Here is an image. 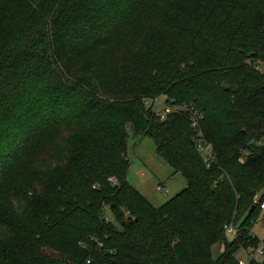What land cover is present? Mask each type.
<instances>
[{
  "label": "trees",
  "instance_id": "obj_1",
  "mask_svg": "<svg viewBox=\"0 0 264 264\" xmlns=\"http://www.w3.org/2000/svg\"><path fill=\"white\" fill-rule=\"evenodd\" d=\"M257 60L264 0H0V264H237L264 243ZM160 95L201 114L209 167ZM143 138L185 180L157 207L127 180Z\"/></svg>",
  "mask_w": 264,
  "mask_h": 264
},
{
  "label": "rangeland",
  "instance_id": "obj_2",
  "mask_svg": "<svg viewBox=\"0 0 264 264\" xmlns=\"http://www.w3.org/2000/svg\"><path fill=\"white\" fill-rule=\"evenodd\" d=\"M249 67L257 75L264 76V62L259 60L257 62H251ZM158 98L162 99L163 95H160ZM154 108L155 110H159L160 105L156 103ZM134 145V142L130 139L127 157L131 164L127 174V180L134 188L135 186L139 187L135 189L143 192L154 207L167 202L185 188V180L177 174L173 175L171 168L157 157L155 146L150 139L143 138L137 145ZM158 185H160L161 190L157 189ZM260 195L258 194L254 200L257 201ZM105 215L110 216V212L107 209H105ZM252 234L256 235L260 240L264 238V222L262 216L254 223ZM229 239L232 240V237L230 236ZM221 249V245L217 244L213 248L214 255L217 256L221 252ZM245 256L246 251L241 250L236 253V258L243 259Z\"/></svg>",
  "mask_w": 264,
  "mask_h": 264
},
{
  "label": "built area",
  "instance_id": "obj_3",
  "mask_svg": "<svg viewBox=\"0 0 264 264\" xmlns=\"http://www.w3.org/2000/svg\"><path fill=\"white\" fill-rule=\"evenodd\" d=\"M151 103L152 101L146 102L148 106ZM156 103L160 105V109L156 110V113L160 116V119L162 121H165L168 115L171 113H185L186 115H188L191 129L194 130L196 134L194 138V144L196 145V149L200 154L202 160H204L206 166L209 167L210 163L214 161V159L211 153V146L209 144H204L203 139H201V129L198 128L201 118L200 114H197V112L194 111L192 106L186 104H172V102H168L164 98L153 99V104L155 105ZM109 181L113 184H116L115 178H109ZM157 189L161 190V187L158 186ZM259 208L260 210L264 211V201H261V203H259ZM225 231L229 237H236L237 229L232 223L225 227ZM237 264H264V243L261 242L256 248L247 249L245 258H238Z\"/></svg>",
  "mask_w": 264,
  "mask_h": 264
},
{
  "label": "crops",
  "instance_id": "obj_4",
  "mask_svg": "<svg viewBox=\"0 0 264 264\" xmlns=\"http://www.w3.org/2000/svg\"><path fill=\"white\" fill-rule=\"evenodd\" d=\"M158 186H160V185H158ZM141 187V186H140ZM135 188H139V187H137V186H135ZM137 190V189H136ZM138 192H141L140 190H137ZM145 197H146V195L143 193V192H141ZM147 198V197H146Z\"/></svg>",
  "mask_w": 264,
  "mask_h": 264
},
{
  "label": "water",
  "instance_id": "obj_5",
  "mask_svg": "<svg viewBox=\"0 0 264 264\" xmlns=\"http://www.w3.org/2000/svg\"><path fill=\"white\" fill-rule=\"evenodd\" d=\"M254 209H255V207L253 206V207L251 208L250 212H252Z\"/></svg>",
  "mask_w": 264,
  "mask_h": 264
}]
</instances>
